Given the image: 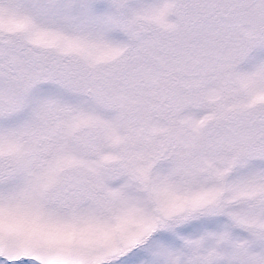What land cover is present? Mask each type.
Returning <instances> with one entry per match:
<instances>
[{
  "label": "snow or ice",
  "instance_id": "obj_1",
  "mask_svg": "<svg viewBox=\"0 0 264 264\" xmlns=\"http://www.w3.org/2000/svg\"><path fill=\"white\" fill-rule=\"evenodd\" d=\"M0 264H264V0H0Z\"/></svg>",
  "mask_w": 264,
  "mask_h": 264
}]
</instances>
